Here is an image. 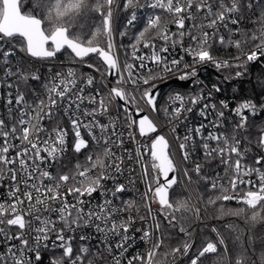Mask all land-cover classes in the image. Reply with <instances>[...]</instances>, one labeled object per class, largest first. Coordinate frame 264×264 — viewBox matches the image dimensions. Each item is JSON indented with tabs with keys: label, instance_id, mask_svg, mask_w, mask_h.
I'll use <instances>...</instances> for the list:
<instances>
[{
	"label": "snow or ice",
	"instance_id": "obj_1",
	"mask_svg": "<svg viewBox=\"0 0 264 264\" xmlns=\"http://www.w3.org/2000/svg\"><path fill=\"white\" fill-rule=\"evenodd\" d=\"M262 4L0 0V264H204L185 181L217 218L264 220V94L223 86L264 61ZM177 73L197 88L164 99ZM248 239L233 261L220 237L217 264H257Z\"/></svg>",
	"mask_w": 264,
	"mask_h": 264
},
{
	"label": "trees",
	"instance_id": "obj_2",
	"mask_svg": "<svg viewBox=\"0 0 264 264\" xmlns=\"http://www.w3.org/2000/svg\"><path fill=\"white\" fill-rule=\"evenodd\" d=\"M34 3V0H28V4L31 5ZM264 7V4L261 5ZM257 12L259 9L256 10ZM91 17L90 16H82L75 21L77 29H80L83 26L82 30L84 32L89 31L91 28ZM124 23L123 18L121 19L120 25ZM215 76H218V73H215ZM216 79V78H215ZM228 86H225L226 89L225 95L232 96L233 88L238 90L237 98H259L262 94H264V61L255 63L250 66L249 72L243 77L238 80H233L230 82H226ZM177 92H182V90L177 89ZM257 122L264 121V114H261L256 118ZM255 151V149H254ZM195 180V177H193ZM195 184V183H194ZM195 188L198 193L204 194V199L201 200L203 207L205 208L204 201L207 199V193L204 192L202 185L195 184ZM179 198H184L189 200L190 206H193L186 190L184 187L178 190ZM226 206L235 207L236 202H225ZM207 218L210 219L217 231L220 234L219 237H223L225 240V244L227 245L228 254L231 259H235V256L238 255L243 248L240 247L241 242L245 248L249 247V237L251 236L254 240V246L256 248V254L252 257V259L257 261L259 264V255L261 252L260 242L264 240V220L260 222L253 223L250 219L243 220L236 217H221L217 218L215 213V209L209 207L207 209ZM185 215L190 216L189 224L185 225L189 231L192 232V236L195 234L197 230V237H196V246L199 248L200 246L204 245L206 242H213L217 243V247L219 248L217 253L212 254L210 256H205L204 264H217V261L223 257L224 249L220 247L218 243V238L212 229L207 225L205 218H202L200 221L195 216H192L190 213H186ZM200 222L199 228L197 229L198 223ZM162 226H164V222L162 221ZM171 231L176 232L177 229H171ZM237 236L240 237L237 240Z\"/></svg>",
	"mask_w": 264,
	"mask_h": 264
},
{
	"label": "built area",
	"instance_id": "obj_3",
	"mask_svg": "<svg viewBox=\"0 0 264 264\" xmlns=\"http://www.w3.org/2000/svg\"><path fill=\"white\" fill-rule=\"evenodd\" d=\"M250 26V25H249ZM119 27V25H118ZM85 71H88L86 68L84 69ZM215 73L216 71L211 68V67H208L206 69H203L200 71V80H202L204 82L205 85H208L210 87L211 83L215 82L217 77L215 76ZM179 73L176 74V76H170L169 78H167L164 82L162 83H159L158 84V87L162 86V85H165V84H169V86L167 88H165L162 92H161V95L164 97V99H167L168 96L170 94H174L177 92V89L179 90H182V92H179L181 94H189V93H192L194 92V90L197 88V85L196 83L194 82V80H180L178 77H179ZM216 78V79H215ZM175 81H179V82H191L190 86L188 88H182L181 86L179 85H170L171 83L175 82ZM224 87L225 86H228V84H224L223 85ZM231 97V96H229ZM237 100H239V98H237ZM0 109H2V105H0ZM81 161L83 160V157H80L79 158ZM65 161L66 162H70V166L71 165H74L76 162H77V158L75 156H73L71 154V152H69V154L65 157ZM184 188L185 190L188 192L192 202H193V206L195 208H199L201 211H200V218H199V221L202 219V218H205L206 220V223L207 225L213 229L215 228L213 222L207 218V214L205 212V208L203 207V205L201 204V201L200 199H198V191L196 190L195 188V184H191V185H188L187 182L185 181L184 182ZM137 186L140 187V190L143 191V188L139 185V182H137ZM4 190L3 189H0V193H2ZM132 197H136L139 195V192H137L135 189L131 190L130 194ZM199 225H200V222L198 223V226H197V229L199 228ZM215 235L217 236V231L214 232ZM196 237H197V230L195 232V234L193 235V239L195 240L196 242ZM217 238L219 239L220 237L217 236ZM220 247L222 249H224V246L223 245H220ZM218 247H217V251H218ZM139 251H143L144 250V246L141 245L139 249H137ZM212 254H215V253H208L206 254L205 256H210Z\"/></svg>",
	"mask_w": 264,
	"mask_h": 264
},
{
	"label": "water",
	"instance_id": "obj_4",
	"mask_svg": "<svg viewBox=\"0 0 264 264\" xmlns=\"http://www.w3.org/2000/svg\"><path fill=\"white\" fill-rule=\"evenodd\" d=\"M190 84H191V82H179V81H175V82L171 83L170 85H179L182 88H188L190 86ZM168 86H169V84H165V85H162V86L158 87L159 92L161 93Z\"/></svg>",
	"mask_w": 264,
	"mask_h": 264
},
{
	"label": "rangeland",
	"instance_id": "obj_5",
	"mask_svg": "<svg viewBox=\"0 0 264 264\" xmlns=\"http://www.w3.org/2000/svg\"><path fill=\"white\" fill-rule=\"evenodd\" d=\"M179 179V178H178ZM187 192V191H186ZM187 194H188V192H187ZM188 196H189V194H188ZM189 198H190V196H189ZM190 200H191V198H190ZM201 201V200H200ZM191 202H192V200H191ZM192 204H193V202H192ZM201 204H202V202H201Z\"/></svg>",
	"mask_w": 264,
	"mask_h": 264
}]
</instances>
